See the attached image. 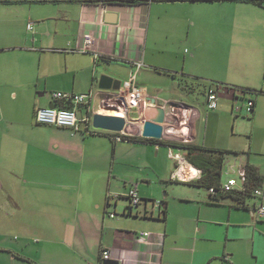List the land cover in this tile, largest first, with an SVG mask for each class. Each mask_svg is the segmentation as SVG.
<instances>
[{
    "label": "crops",
    "instance_id": "0c3cea01",
    "mask_svg": "<svg viewBox=\"0 0 264 264\" xmlns=\"http://www.w3.org/2000/svg\"><path fill=\"white\" fill-rule=\"evenodd\" d=\"M86 34L95 44L84 51ZM203 60L216 67L206 79L221 83L206 90V107L211 87L219 101L205 117L190 102L194 89L186 76L191 74L187 66ZM103 75L122 84L136 75L143 92L138 107L126 115L129 128L121 137L144 138L140 124H133L139 112L143 121L158 117L161 107L182 105L186 114L167 112L160 140L229 151L221 181L250 164L263 176L264 191V4L0 0V107L5 106L0 109V192L30 214L23 235L40 226L45 236L44 246L30 258L41 264L48 259L104 264L102 250L108 249L119 264H264V220L257 215L264 197L255 196L244 208L231 197L211 198L209 189L177 177L171 153L188 158L172 145L116 139L117 133L100 129L91 134L82 121L79 130L36 122V110L54 105L53 93L59 91L93 93L91 107H77L81 120L102 112L100 101L112 92L99 89ZM244 88L254 92L243 95ZM249 99L255 103L252 112L246 107ZM182 116L186 124L174 122ZM166 148L169 152H163ZM167 174L189 185L192 194L175 204L152 195L153 182ZM133 186L142 198L135 207L127 198ZM111 194L118 197L109 204ZM71 207L74 217L65 220ZM65 225L73 227L69 235ZM9 249L29 258L23 247Z\"/></svg>",
    "mask_w": 264,
    "mask_h": 264
},
{
    "label": "built area",
    "instance_id": "2783aa9c",
    "mask_svg": "<svg viewBox=\"0 0 264 264\" xmlns=\"http://www.w3.org/2000/svg\"><path fill=\"white\" fill-rule=\"evenodd\" d=\"M29 28H33V25L30 24ZM84 44L85 48L84 51L88 50L90 47L94 46L95 44V38L91 34H86L84 36ZM138 66L141 67V63H138ZM122 95H125L127 98V102H131L130 106H127L130 110L133 108L138 107L139 102L143 99V92L140 87H138L136 83V75H133L129 78L128 81L124 82L122 84L121 88ZM54 99L56 101H63L64 103H67L68 108H61V107H39L36 111L37 121L43 123V124H51L56 125L59 127H65V128H72L74 130H79V123L82 121L83 123H86L87 126H91V129L87 128L85 126V129H87L88 133H94L91 132L92 130H96L98 128H95L93 126V115L92 116H86L84 119H79L77 115V107L78 105H86L91 107V100L93 97V93L89 92L87 94H76L72 92H54L53 93ZM218 101H219V95L218 91L215 88H210L207 93V108L209 110H215L218 108ZM248 112H252L254 109V101L252 99H249L246 104ZM185 116V115H184ZM184 116L182 120H174V122H181V124H186V121L184 119ZM179 118V117H178ZM170 126H173L172 124ZM170 129H174V126ZM85 131V130H84ZM117 133L115 135V138L121 139V132H114ZM171 157L176 159L178 162V173L177 177L183 181H196L200 180L203 175L202 169L192 165L188 160H186L183 156L180 154L171 153ZM189 162V163H188ZM248 173L245 167H242L238 171L237 177H231L228 178L227 181H223L221 185V191L228 192V191H245L246 190V183ZM210 194L214 197L217 196L218 191L216 188L212 187L209 189ZM254 193L256 196L263 198L264 197V191L261 187H257L254 190ZM131 207L138 206L141 203V196L138 192V187L133 186L128 195H127ZM118 197L116 194H111L108 197V203L110 204L112 200H115ZM257 215L260 219H264V202L261 201V203L257 207ZM111 217L115 216V213H111ZM145 236H149V233H143ZM111 251L108 249H104L102 251V258L104 260H111Z\"/></svg>",
    "mask_w": 264,
    "mask_h": 264
},
{
    "label": "rangeland",
    "instance_id": "374dc122",
    "mask_svg": "<svg viewBox=\"0 0 264 264\" xmlns=\"http://www.w3.org/2000/svg\"><path fill=\"white\" fill-rule=\"evenodd\" d=\"M192 67L187 66L191 70V74L186 72V76L189 77L192 81L191 86L193 90L192 98L190 99L191 104L193 106H196L203 114V117L206 115V109L205 106V93L208 89V86L212 84V82H209L206 78L208 75H212L215 73L216 67L215 64H211L209 62H205L204 60L201 62V64H190ZM196 72V73H195ZM181 73V72H179ZM200 74V75H198ZM177 77H184L183 74L176 75ZM210 84V85H209ZM216 85V84H214ZM213 85V86H214ZM223 88H221V91L223 92ZM187 91V90H186ZM5 107V106H4ZM4 107H0V109H3ZM244 117V116H240ZM232 124V123H231ZM231 124H226V129L232 130ZM204 122L202 125V128L204 129ZM240 130V127H237ZM202 129V131H203ZM101 131H105L100 129ZM229 130V131H230ZM200 133V136L202 137V132ZM231 132V131H230ZM235 140L241 141L240 137H234ZM244 141V140H242ZM165 149V148H164ZM167 149V148H166ZM173 148L171 149V151ZM176 152H178L177 148H175ZM182 153H184L183 149H180ZM169 152V148L167 150H163V152ZM175 153V152H173ZM168 155V153H167ZM159 159L160 156H158ZM157 159V157H155ZM169 161V160H168ZM173 166L172 161H170ZM226 176V171L225 175ZM167 179H156V181L153 182L151 185V188L153 189V194L155 197H162L167 199L168 202H171V204L179 203L181 201L182 196H190L192 194V190L189 187V185L179 182L170 180V175L166 176ZM44 197L41 195V199ZM9 200V196L3 194L0 192V245L6 244L3 251H0V264H41V260L39 258H35L34 260L30 258V253L32 251H40L41 248L44 246V239L45 236L42 234V230L40 226H37L31 230V233L28 235H23V232L25 229L22 227L26 224V219L30 217V214L25 211V209L19 210L16 209L12 203L7 202ZM75 214V207L67 208V211H65V220L66 219H72ZM68 217V218H67ZM39 219V217H38ZM264 220V219H262ZM22 221V223H21ZM66 228L65 231L69 235L73 231L72 225H65ZM22 229V233L21 230ZM43 240V242H42ZM11 248H16L20 250L23 247L22 252L25 254H29V258H22L18 255L16 256L14 254V251H11ZM57 255L56 253L54 254ZM15 257V258H14ZM48 264H53V261L51 259L47 260Z\"/></svg>",
    "mask_w": 264,
    "mask_h": 264
},
{
    "label": "trees",
    "instance_id": "16d2710c",
    "mask_svg": "<svg viewBox=\"0 0 264 264\" xmlns=\"http://www.w3.org/2000/svg\"><path fill=\"white\" fill-rule=\"evenodd\" d=\"M119 1L127 3V4H135L139 0H119ZM242 1L251 2V3L258 4V5L264 4V0H242ZM214 84H216L218 88L221 85V83L212 82L210 86H213ZM240 92L243 95H245V94L254 92V90L244 88L240 90ZM54 105L56 107H61V108L70 107V105L68 106V104L64 103L63 101H54ZM46 107H49V106H46ZM87 116H92V114L87 115ZM35 120L38 124H41V125L56 126V125H51V124H43L37 121L36 114H35ZM113 138H115V136ZM121 138L124 140H129V141H135V140L151 141V142L160 143V144L172 145V146L183 149L186 152V156L188 160L193 165L197 166L203 171L202 178L200 180L191 182V184L198 186V187H204L207 189H210L212 187L216 188L218 191L217 196L213 198V196L210 195V197L213 199H220L221 197H231L237 200L240 207L244 208L248 206L247 201L253 199L256 196L254 193V190L257 187H261L263 176L257 171V169L253 165L246 164L245 168L248 173L246 190L245 191H238V190L233 191L232 190L228 192L221 191V185H222L221 179H222V174H223V167L225 165V161L228 155L231 154V152L229 151H224V150L216 149V148H206L204 146L193 144V143H176L175 144V143H170V142L161 141L157 139H147V138L133 137V136H128V135H123ZM164 213L166 214V211H164Z\"/></svg>",
    "mask_w": 264,
    "mask_h": 264
},
{
    "label": "water",
    "instance_id": "95a60500",
    "mask_svg": "<svg viewBox=\"0 0 264 264\" xmlns=\"http://www.w3.org/2000/svg\"><path fill=\"white\" fill-rule=\"evenodd\" d=\"M113 14V13H110ZM122 81L115 79L109 75H103L100 78L99 89L101 91H112L110 97H106L100 101L99 109L102 112H95L93 114V126L98 129L112 131V132H125L129 128L128 119L126 115L133 110L126 106L125 98L120 93ZM114 98V99H111ZM111 100V101H110ZM115 100V101H113ZM120 102V103H119ZM152 104L156 103L153 99ZM49 107H56L50 104ZM185 107L172 103L168 110L164 107L159 108V116L156 118H144L140 121L141 117H145L143 112L138 113V117L133 119V124H140L138 127L139 134L144 138L162 139L164 136V123L166 114L180 116L185 113ZM186 114V113H185ZM135 126V125H134ZM135 128V127H134ZM104 264H119L117 261L108 260Z\"/></svg>",
    "mask_w": 264,
    "mask_h": 264
},
{
    "label": "bare ground",
    "instance_id": "6f19581e",
    "mask_svg": "<svg viewBox=\"0 0 264 264\" xmlns=\"http://www.w3.org/2000/svg\"><path fill=\"white\" fill-rule=\"evenodd\" d=\"M123 97L125 98V101H126L127 98L125 97V95H124ZM126 104H127L128 106H130L131 102L128 103V102L126 101ZM164 139H165V138H164ZM175 181H176V180H175ZM153 207H154V206H153ZM110 214H111V213H110ZM102 251H103V250H102ZM101 259H102V258H101Z\"/></svg>",
    "mask_w": 264,
    "mask_h": 264
},
{
    "label": "clouds",
    "instance_id": "9594fccd",
    "mask_svg": "<svg viewBox=\"0 0 264 264\" xmlns=\"http://www.w3.org/2000/svg\"><path fill=\"white\" fill-rule=\"evenodd\" d=\"M136 108H137V107H136ZM136 108H133V109H136ZM133 109H132V110H133Z\"/></svg>",
    "mask_w": 264,
    "mask_h": 264
}]
</instances>
